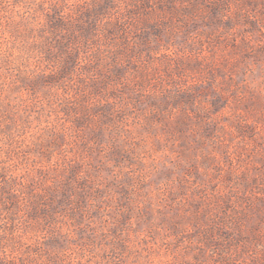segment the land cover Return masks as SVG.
<instances>
[{
    "label": "rangeland",
    "instance_id": "374dc122",
    "mask_svg": "<svg viewBox=\"0 0 264 264\" xmlns=\"http://www.w3.org/2000/svg\"><path fill=\"white\" fill-rule=\"evenodd\" d=\"M0 264H264V0H0Z\"/></svg>",
    "mask_w": 264,
    "mask_h": 264
}]
</instances>
